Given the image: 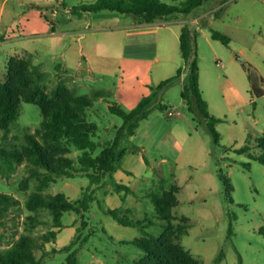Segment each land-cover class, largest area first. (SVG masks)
<instances>
[{"label": "rangeland", "instance_id": "rangeland-1", "mask_svg": "<svg viewBox=\"0 0 264 264\" xmlns=\"http://www.w3.org/2000/svg\"><path fill=\"white\" fill-rule=\"evenodd\" d=\"M168 1L180 4L179 0ZM65 3L74 5L77 1L65 0ZM14 5L20 9L27 6H19L17 0H0V82L6 80L10 57L30 59V67L34 73H40L46 91L51 92L62 85L72 95L92 97V106L87 108V114L98 125L96 139H112L113 128L122 123V118L110 111L109 104L118 103L126 111L131 110L143 96L151 93L149 84L163 75L156 67L148 75H144L145 69H139L136 73L124 75L120 72L118 76L104 78L95 77L86 68L68 70L59 57H50L46 45L41 50L35 40L37 37L30 34L32 26L49 27L39 10L34 8L19 19V24H10V9ZM211 9L213 11H209ZM200 14L204 15L197 22L202 27L208 19L209 23L201 31H194L199 87L207 100L208 111L220 118L215 124L220 133V143H213L204 120L190 111L181 96L183 87L189 82V70L173 35L175 47L173 43L168 53L174 63L170 75L175 74L179 67L182 74L159 93L158 102L169 105L173 111H180L181 115L168 116L154 107L148 117L158 115L166 125L174 126L176 138L171 141H177L182 148L181 159L177 162L167 151L158 153L155 160L148 159L151 166L148 174L134 183L120 169L115 170L106 175L103 184L96 189L95 199L82 217L75 211H65L60 218V226H55L49 210L42 208L33 212L27 208L26 202L31 194L38 191L42 194L63 192L73 199L80 195L88 179L81 175L69 177L50 173L29 159L26 134L38 135L42 114L37 104L22 100L18 117L10 123V132L0 129V154L16 151L22 155L21 161L14 162L12 168L0 157V195L11 197L7 212L0 218V249L10 246L20 235H32L41 241V235L49 233L51 240L45 243V248L34 251L37 257L42 258L41 264H69L67 257L73 250L76 254L72 264H136L145 253L132 240L145 236V233L141 226L118 223L105 212V208L126 206L133 210L129 215L139 219L148 213L155 223L146 230L159 236L164 230L163 221L156 216L150 194L177 184L180 190L176 193L178 205L173 209L177 217L174 223L179 222L181 216H186L189 227L188 232L175 241L179 240L202 264H264V234L260 232L264 226V164L249 155L257 156L261 151L256 137L264 133V95L252 97L244 67L246 62H250L264 78V0H209L191 13L176 15L179 19L189 20ZM50 16L58 20L55 23L59 30L86 25V18L69 17L63 11ZM120 16L127 21L134 19L131 15ZM166 25L170 38L171 29L175 34L180 32L178 22ZM191 25L195 26L194 23ZM210 28L228 35L229 43L211 38ZM64 41L68 47L70 40ZM136 75L143 80H136ZM229 86L241 91V97L235 101L227 99L225 89ZM101 90L111 94L93 98V94ZM249 98H254L256 103L250 102ZM248 134L251 137L248 138ZM247 139L249 151L238 152L237 149L246 144ZM121 148H134L129 135L123 137ZM52 153L57 159L58 154L53 150ZM78 153L79 150L72 147L62 156L74 158ZM161 156H166L167 161L159 162ZM220 171L230 179L232 198L226 195ZM46 173H50L54 180L44 184ZM119 182L130 184L134 190V193L126 195L124 201L121 200L123 192L116 189ZM30 215L35 221L32 228L25 224ZM82 220L86 221L84 225ZM67 244L70 246L64 249Z\"/></svg>", "mask_w": 264, "mask_h": 264}, {"label": "trees", "instance_id": "trees-1", "mask_svg": "<svg viewBox=\"0 0 264 264\" xmlns=\"http://www.w3.org/2000/svg\"><path fill=\"white\" fill-rule=\"evenodd\" d=\"M209 0H181L179 5L170 4L162 0H93L83 1L73 6L70 11L81 15L83 12H100L104 10L116 11L120 14L131 15L138 22H153L157 19L167 18L176 14H188L197 7ZM208 24L204 22V26ZM211 38L228 44L230 38L219 30L210 28ZM196 33L190 28L188 23L181 27L179 35V49L184 63L188 66L189 82L182 89L181 96L186 101L190 111L194 112L199 119H203L212 136L213 143H220V133L215 124L220 118L208 111L207 100L203 97L199 87V64L197 46L193 41ZM30 59L10 57L7 63L6 80L0 82V129L5 133L11 130L10 123L13 122L20 113V102L22 100L35 103L39 106L42 120L38 135L27 133L28 141L27 153L29 159L41 165L50 173H57L74 177L84 176L88 183L80 192V195L70 199L63 192L56 194H42L40 191L31 194L26 202L30 211L37 212L42 208L49 210L54 225L60 226V218L65 211H75L82 217L90 207V203L95 199L94 194L99 188L106 175L112 174L119 168V164L128 148H121V141L125 135L134 134L140 122L146 119L154 107L166 110L161 102H158V95L163 88L172 84L181 77L182 68L179 67L175 74L160 81L152 87L150 94L141 98L139 103L129 111H126L118 103H110L109 109L112 113L122 118V123L113 128V138L105 141L96 139L98 125L94 120H90L87 108L92 106V97L86 94L72 95L65 86L60 85L51 92L46 91L41 82L40 73H34L31 69ZM245 71L250 82L253 96L264 95V78L258 69L246 62ZM111 93L98 91L93 94V98L105 97ZM255 104V100L252 101ZM251 137L250 134L247 135ZM247 143L237 149L238 152H248L250 145ZM259 155H251L264 164V133L256 137ZM74 147L79 153L74 158L62 156L70 152ZM52 150L58 154L55 159ZM61 155V156H60ZM21 153L11 151L8 154H0L3 162L13 167L14 162L21 161ZM146 159V158H145ZM147 160V159H146ZM36 171V170H35ZM50 173H46L43 179L45 184L48 180H54ZM219 177L223 182L227 197H231L232 184L229 177L220 171ZM121 200L124 201L129 193H134L131 186L119 182L116 184ZM180 186L173 184L169 189L150 194L158 219L163 221L164 230L159 236L148 232L147 227L153 225V221L148 213L141 219L130 216L132 209L126 206L106 207L105 212L111 215L118 223L125 226H141L145 236L135 237L132 242L139 249L143 250L145 256L138 260L136 264H202L197 261L188 249L175 239L188 232V218L181 216L177 219L173 213L174 207L178 205L176 193ZM11 204L9 195H0V218L7 212ZM28 226H35L33 215L28 217ZM86 221L82 220V225ZM105 230V228H103ZM264 234V226L260 228ZM51 240L49 233L41 235V241L32 235H20L11 245L0 249V264H41L42 258L35 254L36 249L45 248V243ZM67 244L65 248H68ZM76 251L73 250L68 255V262L75 261Z\"/></svg>", "mask_w": 264, "mask_h": 264}, {"label": "crops", "instance_id": "crops-1", "mask_svg": "<svg viewBox=\"0 0 264 264\" xmlns=\"http://www.w3.org/2000/svg\"><path fill=\"white\" fill-rule=\"evenodd\" d=\"M74 1H77V3L67 5L65 0H17L19 6H27L25 9L17 8V5L12 6L10 9V24H19V19L22 16L36 8L39 10L40 15L46 19L45 21L49 27L38 28L32 26L30 34L37 37L35 40L38 41V47L41 50L46 45L50 57H59L66 69L78 70L86 68L95 77L104 78L105 76H118L120 72L124 73V75H128L125 73H136L139 69H145L144 75H148L153 67H156V70L163 76L154 81L153 84H149L151 90L160 81L172 76L170 73L174 69L173 60L170 59L168 53L169 48L173 47V43L175 47V38L179 46L180 32L175 34L173 29H171L170 38L168 31H166L169 27L166 24L178 22L180 31L184 23H188L193 31L199 32L204 27L197 22V19L204 14L189 20L179 19L177 15H172L175 17L169 16L149 23L138 22L134 19L127 21L122 19L116 11L108 13L83 12L81 15H77L72 13L70 9L88 0ZM162 1L173 4L168 0ZM179 1L181 2V0ZM60 11H63L69 17L86 18V25L79 28L59 30L55 23L58 20L55 19V16L51 17L50 15L58 14ZM209 11H213V9ZM190 22L194 23L195 26H192ZM163 27L164 30H162ZM173 35L175 38H173ZM65 39L70 40L69 48L67 43H64ZM31 50L36 51V49ZM171 60L172 62H170ZM135 79L142 81L143 77L136 75ZM163 89L160 93H162ZM225 95L227 99L235 101V99L241 97V91L234 86H229L225 89ZM253 100L255 99L251 98L250 102ZM164 105L166 110L163 111L168 115L167 111L170 106ZM129 137L134 142V148L129 149L125 153L118 169H120L121 173L132 178V183L148 174V170L151 169L149 160H155L156 155L160 152L167 151L166 153L173 155L177 162L181 159L182 148L180 149L177 141L176 143L171 141L172 138H176L174 126L166 125L164 120L158 115L144 119L136 128L134 134ZM146 154L148 155L147 160L145 159ZM166 161L167 157L161 156L159 162ZM125 184L131 186L128 183ZM74 192L75 194L78 193V191ZM71 197L73 198V195Z\"/></svg>", "mask_w": 264, "mask_h": 264}, {"label": "built area", "instance_id": "built-area-1", "mask_svg": "<svg viewBox=\"0 0 264 264\" xmlns=\"http://www.w3.org/2000/svg\"><path fill=\"white\" fill-rule=\"evenodd\" d=\"M167 114H168V116H173V115H180L181 112L180 111H173V110L169 109L167 111Z\"/></svg>", "mask_w": 264, "mask_h": 264}, {"label": "water", "instance_id": "water-1", "mask_svg": "<svg viewBox=\"0 0 264 264\" xmlns=\"http://www.w3.org/2000/svg\"><path fill=\"white\" fill-rule=\"evenodd\" d=\"M240 57H241V56H237L238 59H241Z\"/></svg>", "mask_w": 264, "mask_h": 264}]
</instances>
